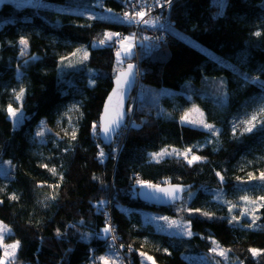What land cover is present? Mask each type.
<instances>
[{
  "label": "trees",
  "instance_id": "16d2710c",
  "mask_svg": "<svg viewBox=\"0 0 264 264\" xmlns=\"http://www.w3.org/2000/svg\"><path fill=\"white\" fill-rule=\"evenodd\" d=\"M37 1L0 7V164L12 166L8 177L0 175V219L20 242L12 264H92L114 245L122 264H140L139 251L154 264H189L183 255L205 254L208 238L230 252L231 264H264V0H174L162 12L165 42L153 50L134 23L118 21L132 13L126 0H103L110 18L77 22L55 9L98 11L96 0ZM110 32L120 35L101 45ZM129 36L135 55L119 64V41ZM127 64L141 72V87L163 91L160 106L131 92L123 128L103 145L93 124ZM20 88L17 102L13 89ZM10 103L20 108L19 123L6 111ZM192 106L215 133L181 123ZM254 113L252 132L230 133L233 118ZM58 118L72 122L75 140L56 129ZM43 119L51 132L41 139L35 129ZM183 147L201 159L152 156ZM141 184L183 185L182 202L148 205L138 199ZM245 195L256 203L241 200ZM150 212L188 221L191 235L155 230L145 219Z\"/></svg>",
  "mask_w": 264,
  "mask_h": 264
},
{
  "label": "rangeland",
  "instance_id": "374dc122",
  "mask_svg": "<svg viewBox=\"0 0 264 264\" xmlns=\"http://www.w3.org/2000/svg\"><path fill=\"white\" fill-rule=\"evenodd\" d=\"M130 1V0H129ZM174 0H172L173 2ZM4 2H13L15 4H17L18 6H23V5H39L38 2L39 1H31V0H0V7L1 5L4 3ZM162 2V1H161ZM37 7V6H36ZM93 7L95 9H97L98 11H87V10H75L74 8H71V9H67L66 10H60L58 8L55 9V11H59V12H63V13H68L70 18L73 20V21H76L79 20V21H84L85 19H99V18H110V15H108V9L104 8L103 7V0H96L93 4ZM169 5H167L166 8H168ZM158 9V7H157ZM154 10H156L155 8H151V12H150V15L148 17H146V19H155L153 18V15H154ZM156 17V16H155ZM118 21L119 22H124L125 24H131V23H128L124 17H123V13H120L118 14ZM110 33H113V32H110ZM134 44H135V40H134ZM198 47V46H197ZM201 48L205 53L209 54V55H212L207 49L205 48H202V47H199ZM135 48L134 46L132 47V50H131V53L128 55L131 57V55H135ZM117 51H120V48H118ZM82 56L84 57V53H83V50L79 49V51L77 52V56ZM126 57L127 55H124L123 53L121 54V58L120 60L118 61L117 60V56H116V61L121 64L122 63V60L123 57ZM124 69V68H123ZM120 70V71H123ZM140 73L141 72H138L137 71V79L135 81V87H134V90L132 91L133 93L132 94H135V93H139L140 96V100H142L143 104H149L151 105L153 108L157 109L159 106H160V97L163 95V91L161 92L160 96H158L157 94L153 93V91L149 88H144V87H141V83L140 82ZM118 76V75H117ZM114 91V90H113ZM119 93H120V89H119ZM113 94V92L111 93V95ZM118 98L116 96H113V99L111 101V103H109L110 106H116L117 107V110L118 111H121L119 109V106H118ZM133 100H134V97L132 98V100L130 101V105L131 107H133ZM127 106V105H126ZM125 106V110H129L127 109ZM17 108V107H16ZM198 110V111H197ZM124 110H122L121 112L123 113ZM130 112V111H129ZM21 113L19 112L18 113V116L17 118H12L10 117L13 121L16 120L17 123L20 122V119H21ZM182 116H181V123L182 124H185V125H188V126H192V127H195V128H198V129H203V130H206L208 133H215L217 131L216 128H212L211 130H209L208 128L204 127V124H208L206 123L205 121V115L203 113V111L201 109H199L197 106H192L189 108V110L185 111V112H182L181 113ZM252 115H245L243 118H233V120H231L230 122V133H244V128L247 126L245 125L244 123H242L243 121L249 119ZM57 121V123L59 124V127L56 128L58 130H63L67 135L71 136V132H72V122L71 121H67V122H62V119L58 118V120H55V122ZM190 121H195V123H192ZM201 121L203 123H201ZM257 122V121H256ZM255 122V123H256ZM16 123V124H17ZM62 123V125H61ZM95 125L97 124V121L96 123H94ZM210 125V124H209ZM212 125V124H211ZM98 126V125H97ZM214 126V125H212ZM17 127V126H16ZM54 129V130H56ZM36 133L37 132H43V135L41 136H38L40 137L41 139H44L50 132V127L47 126V123L46 121L43 119L41 122H39L38 126L36 127L35 129ZM168 153H172L173 151V148H169V149H166ZM178 151L179 154H171V155H163V156H159L157 157V159H164V158H168L170 156H174V157H181L183 158L187 163H188V160L192 158L193 155H195V153H193L192 151H188L189 148H186V147H183V148H180V149H176ZM162 151V150H161ZM160 151V152H161ZM159 152V153H160ZM184 153H187V157H185ZM196 156V155H195ZM12 170V166L11 164L9 163V161H3L1 164H0V175L1 176H4V177H8V174L10 171ZM142 185H147V184H141ZM181 208V207H180ZM150 215L146 214V220L149 222V223H153V225L156 227L155 230L159 231V232H163V233H166L168 235H177V236H181V237H187V236H190L188 233L190 232V227H189V222H185V224H182V222H180L179 220L177 221L176 218L172 217V218H169L167 217L168 219L165 220L163 218H165V216L163 215H158V214H153L152 212L149 213ZM171 221H176V224L179 225V227H177L176 225H173V226H170V223ZM0 222H3L1 219H0ZM4 225H6L5 222H3ZM7 226V225H6ZM8 227V226H7ZM187 227V228H186ZM9 229V227H8ZM11 233H12V230L10 229V232H7L5 233V238H4V244H12L15 242V240H10V236H11ZM191 233V232H190ZM112 239V237H110ZM209 242H211V248L212 249L213 247H215L216 245H218L216 242L215 244L213 243L214 241L211 239V238H208L207 239ZM108 241V240H107ZM115 242V239L114 241ZM219 246V245H218ZM114 250L112 248H110L106 254H99L97 257H95L96 259H93L92 258V264H103L102 261L99 260V257L101 256H106V257H110L114 260L117 261V264H122L123 262V256L121 255V253L119 251H117V246L114 245ZM218 250H223L222 248L219 247ZM17 252V250H16ZM3 253H4V249L3 248H0V257H3ZM140 253H144L143 251H139L138 254L140 256V264H153V260L149 261L147 259V256L145 253L144 256H141ZM184 259H186L188 261L189 264H217V262L219 261V264H231L232 262L236 263L235 261H233V259H231V254L230 252H227V257L228 259H224L223 257L217 255L216 253H213L212 251H207L205 254H185L183 255ZM13 258H9V260L11 261Z\"/></svg>",
  "mask_w": 264,
  "mask_h": 264
},
{
  "label": "snow or ice",
  "instance_id": "6c2138e0",
  "mask_svg": "<svg viewBox=\"0 0 264 264\" xmlns=\"http://www.w3.org/2000/svg\"><path fill=\"white\" fill-rule=\"evenodd\" d=\"M137 3H140V9L134 11L132 14H129V12H124L123 13V17L124 19L128 22V23H134V24H145V25H149V26H155V24H157L159 22V17H156L155 19H146V17H148L150 15L151 12V7H148V10H145L144 4L141 2V0H137ZM172 3V0H163V2H161V0H156V6L158 7H164L165 5H170ZM108 11H111V9H109ZM119 33H104V39L100 40L99 43L101 45H104L106 42H111L114 36L119 37ZM256 35H260L259 32L256 33ZM27 40L24 39L23 37L20 39V44L24 45L25 47H27ZM120 43V51H117L116 56H117V60L119 61L121 58V54L123 53L124 55H129L131 53L132 47L134 46V36H129V37H123L122 39H120L119 41ZM79 51V50H78ZM21 54L23 55V49L21 51ZM85 58H87V54L85 53ZM71 66V65H69ZM132 68L133 65L129 64L128 65V72H124L121 73L119 76H117V89H114L112 96H109V103H111L113 96H116L118 99H120V95H119V88L120 85L122 83H127L128 82V77L132 74ZM24 89L20 88L19 91H17L16 89H13V94L15 97V101L19 102L22 101L23 96H24ZM6 111L8 112V115L12 118H17L18 113L20 112V108H15L12 106V104L10 103L7 106ZM198 111V110H197ZM109 112V105L106 104L105 106V116L107 117ZM260 113H264V107H261L260 109ZM123 113L121 111H115V116L114 118H112L111 120H109L107 123H102L101 124V131H103L106 135L111 131V127L112 125H118L119 120L122 118ZM257 121V114L254 113L249 119L243 121L242 123H244L245 125H247L244 128L245 132H252L253 129L256 127V122ZM192 123H195V121H190ZM201 123H203L201 121ZM261 123H264V121H262ZM96 125L93 124V131L96 130ZM204 127L208 128L209 130H211L213 128L212 125L209 124H204ZM38 136L43 135V132H37ZM76 138V131L75 129L72 130L71 132V139L75 140ZM188 151H191L190 149ZM171 154H179L178 151L176 149H173L172 153H168L167 150H162L160 153H153L152 156L155 157H159V156H163V155H171ZM101 155H103V153H101ZM185 157H187V153H184ZM201 159V157L199 156H195L193 155L191 159L188 160L189 164H192L193 162L199 161ZM42 167L44 168H48L47 164L42 165ZM49 171L52 172L53 175L56 174V169L55 168H51L49 169ZM217 175L219 176L220 174L217 173ZM250 177L252 174H249ZM61 180L63 179L62 175H61ZM221 179H223V177H221ZM260 179L264 180V173L260 174ZM147 187H156L154 185H146ZM56 187H58V185H56ZM183 189L176 186V187H172L169 189H164V188H157V191L160 192H164L165 195L171 197L173 200L177 199V193L181 192ZM11 199H18L17 196L13 195L10 197ZM53 199L55 197H52ZM241 200H244L246 202L255 204L256 201H250L248 196H242L240 198ZM260 201H264V196H261L258 198ZM264 206V205H261ZM233 207H235V205H233ZM231 210V209H230ZM196 211H199L198 209ZM245 214H249L248 210L245 209L244 212L241 213V215H245ZM204 215H207V213H204ZM165 220H167L168 218L165 217L163 218ZM237 218L235 216L232 217V220H230L229 222L231 223L233 220H236ZM256 217H254L252 219V224L249 225V227H252L255 224L256 221ZM176 225L177 227H179V225L176 224V221H171L170 226ZM111 231L110 227H105L103 229V232L107 235L109 232ZM10 232V229H8V227L6 225L3 224V222H0V248L4 249V253H3V257H0V264H12V261L9 260V258H14L15 254H16V250L19 248L20 242L17 240L12 244H4V238H5V233ZM59 234V233H58ZM189 235H191V233H188ZM113 239H115V237H113ZM215 244V242H213ZM219 246L216 245L215 247H213L212 249H210V251H212L213 253H216L217 255L223 257L224 259H228L227 257V251L225 250H218ZM129 250H131V246H129ZM166 251V250H165ZM250 253L255 257L259 254H261L262 250L259 249H255V248H251L249 249ZM141 256H144V253H140ZM147 259L149 261L152 260L151 256H147ZM99 260L103 262V264H117V261L110 258V257H106V256H101L99 257ZM154 264V261H153ZM217 264H219V261L217 262ZM241 264H243V262H241Z\"/></svg>",
  "mask_w": 264,
  "mask_h": 264
},
{
  "label": "water",
  "instance_id": "95a60500",
  "mask_svg": "<svg viewBox=\"0 0 264 264\" xmlns=\"http://www.w3.org/2000/svg\"><path fill=\"white\" fill-rule=\"evenodd\" d=\"M128 65L129 64H127L125 66L123 71L118 72V76L121 73L129 71ZM131 65H133V68L131 70L132 74L127 78L128 82L126 84L122 83L120 85V88H119L120 89V93H119L120 99L118 100V106H119V109L121 111L124 110L126 103H127L128 99L131 95L130 93L134 90V87L136 84L135 81L137 79V74H136L137 72L135 70L134 64H131ZM116 80H117V77L114 79V89H117ZM110 96H112V95L110 94ZM106 104L109 105V97H108V99H106L104 101L103 108L101 110V113H100L98 121H97V125H98V135L97 136L103 145L104 144H110L115 139L114 137H115L116 133L119 131V129L123 128V125H124L125 119H126V116L123 114L122 118L119 120L118 125H112L111 131L106 135L103 131H101V124L107 123L109 120L114 118L115 111H118L116 106H110L109 105V112H108V115L106 117L105 116ZM154 186H156V185H154ZM176 186L183 189V185L181 186V185H172V184L171 185L160 184L159 186H156L155 188L143 186V187L139 188L138 199H140L142 202H144L148 205H153V206L159 207V208L170 207L173 204H179L182 202L184 189L181 192L177 193V199H175V200H173L171 197L165 195L164 192L157 191V188L169 189V188L176 187Z\"/></svg>",
  "mask_w": 264,
  "mask_h": 264
},
{
  "label": "built area",
  "instance_id": "2783aa9c",
  "mask_svg": "<svg viewBox=\"0 0 264 264\" xmlns=\"http://www.w3.org/2000/svg\"><path fill=\"white\" fill-rule=\"evenodd\" d=\"M163 2V0H161ZM141 2L144 4L145 10H148V7L150 6L151 8H155L156 10H154V15L153 18L159 17V22L157 24H155V26L153 28H145L142 27V23L141 24H134L135 29L137 31H141L142 30V34H145L148 39H150V41L152 42V49L153 50L155 48V46L162 42H165V34H162L161 30L159 27H161L164 22H165V17H163V10L166 9L167 5H165L164 7H158L156 6V0H141ZM126 4L129 5L130 8H132V13L136 10L140 9V3H137V0H126ZM158 7V9H157ZM131 13V14H132ZM156 16V17H155ZM137 63V60H136ZM137 72V70H136Z\"/></svg>",
  "mask_w": 264,
  "mask_h": 264
}]
</instances>
